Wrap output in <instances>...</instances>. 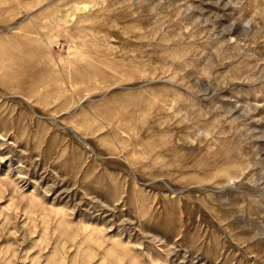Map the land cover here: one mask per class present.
Segmentation results:
<instances>
[{"label":"rangeland","instance_id":"rangeland-1","mask_svg":"<svg viewBox=\"0 0 264 264\" xmlns=\"http://www.w3.org/2000/svg\"><path fill=\"white\" fill-rule=\"evenodd\" d=\"M0 264H264V0H0Z\"/></svg>","mask_w":264,"mask_h":264},{"label":"bare ground","instance_id":"bare-ground-1","mask_svg":"<svg viewBox=\"0 0 264 264\" xmlns=\"http://www.w3.org/2000/svg\"><path fill=\"white\" fill-rule=\"evenodd\" d=\"M80 138V137H79Z\"/></svg>","mask_w":264,"mask_h":264}]
</instances>
